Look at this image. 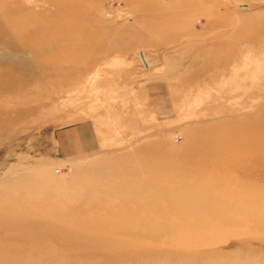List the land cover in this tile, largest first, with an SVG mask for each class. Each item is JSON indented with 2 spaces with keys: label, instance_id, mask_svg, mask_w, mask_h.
I'll return each instance as SVG.
<instances>
[{
  "label": "rangeland",
  "instance_id": "1",
  "mask_svg": "<svg viewBox=\"0 0 264 264\" xmlns=\"http://www.w3.org/2000/svg\"><path fill=\"white\" fill-rule=\"evenodd\" d=\"M0 264H264V0H0Z\"/></svg>",
  "mask_w": 264,
  "mask_h": 264
},
{
  "label": "bare ground",
  "instance_id": "2",
  "mask_svg": "<svg viewBox=\"0 0 264 264\" xmlns=\"http://www.w3.org/2000/svg\"><path fill=\"white\" fill-rule=\"evenodd\" d=\"M85 33V32H84ZM222 132V133H221ZM229 131H226V130H223V129H220V131L219 132H215L216 134H219V135H223V136H226L227 135V133H228ZM228 137H226V138H230L231 139V137L232 138H235L236 136H239V133H237V132H235V131H232V132H230L228 135H227ZM226 140V139H225ZM229 140V139H228ZM228 140H226V141H228ZM105 187H107V186H105ZM112 189L113 188H115V185H113L112 187H111ZM117 188V187H116ZM103 203H105L106 204V206H109V205H113L112 207H114V208H116V210H120V209H122V208H124L125 206H128V207H130L127 203H113V202H111V201H107V199H106V201H103ZM125 205V206H124ZM250 205V206H249ZM249 205H245V206H243V207H241L240 209H236L234 212H236V213H238V215L237 216H239L240 217V213L241 212H244V211H246V210H248V209H252L253 210V214L254 215H258L259 213H261L260 212V210L262 209V208H260V209H258L257 207L255 208V209H253L252 207H253V205H251V204H249ZM100 207H103V208H105L104 206H100ZM128 209V208H127ZM127 209H124V212H125V210H127ZM36 210L37 211H34V212H32V214L30 215L31 217H35L36 218V216H38L37 214H35V212H39V211H42V210H45V208H43V206L41 205V204H39V205H37L36 206ZM46 211L47 212H49V210H47V208H46ZM104 211H106L107 212V214H109V213H112L113 211H115V210H113L112 212L109 210V207H108V209H106V210H104ZM238 211V212H237ZM129 212H131V211H129ZM129 212H126V213H129ZM228 213H232V216H234L233 215V212L231 211V209L230 208H220V210L219 209H216V208H214L213 209V212H211V214L209 215L210 217L211 216H218L217 218H223L224 216H226V214H228ZM55 215H57V213L55 214ZM222 215H224V216H222ZM229 216V215H228ZM236 216V215H235ZM96 217H97V221L99 222V221H105V219L104 218H102V217H100L99 216V214H97L96 215ZM210 217H207V216H204V213H202L201 214V216H199V219H200V222L201 223H199V224H197V225H195V227H190V229H197V228H202V227H204V222H206V221H208L209 219H210ZM235 218V217H234ZM234 218H231V220H230V222H234L235 221V219ZM32 219V218H31ZM87 221H90V220H87ZM86 221V222H87ZM121 221H123V220H121ZM247 223H242L241 225H235L234 227H233V229H237V228H247V229H251V230H261L262 229V227H261V225H258L254 220L252 221H246ZM131 223V222H130ZM244 224V225H243ZM86 225V227L89 229V230H97V229H100V227H99V225L98 224H94V223H91V221H90V223L87 225V224H85ZM136 229H140V230H143V231H145V232H150V233H153V234H156V233H159V232H168V230L170 229L169 227H163V228H155V227H152V226H146V227H137ZM120 236V235H119ZM200 242V241H199ZM197 245H198V242H197ZM202 247V246H201ZM219 254V253H218Z\"/></svg>",
  "mask_w": 264,
  "mask_h": 264
}]
</instances>
